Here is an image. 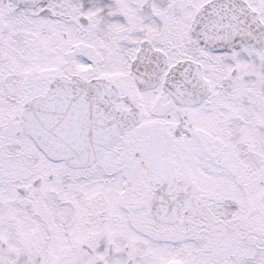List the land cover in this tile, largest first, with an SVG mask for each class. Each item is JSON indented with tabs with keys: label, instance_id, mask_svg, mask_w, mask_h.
Returning a JSON list of instances; mask_svg holds the SVG:
<instances>
[{
	"label": "snow or ice",
	"instance_id": "snow-or-ice-1",
	"mask_svg": "<svg viewBox=\"0 0 264 264\" xmlns=\"http://www.w3.org/2000/svg\"><path fill=\"white\" fill-rule=\"evenodd\" d=\"M0 264H264V0H0Z\"/></svg>",
	"mask_w": 264,
	"mask_h": 264
}]
</instances>
